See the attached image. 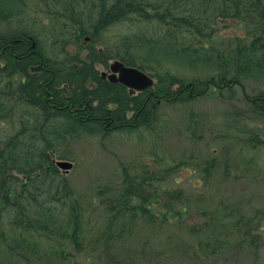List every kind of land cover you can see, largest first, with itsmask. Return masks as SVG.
Masks as SVG:
<instances>
[{
  "label": "trees",
  "instance_id": "16d2710c",
  "mask_svg": "<svg viewBox=\"0 0 264 264\" xmlns=\"http://www.w3.org/2000/svg\"><path fill=\"white\" fill-rule=\"evenodd\" d=\"M250 80L264 0H0V264H264V129L232 114L212 148L194 106ZM246 101L264 118V90ZM113 138L129 153L86 190L56 165Z\"/></svg>",
  "mask_w": 264,
  "mask_h": 264
},
{
  "label": "rangeland",
  "instance_id": "374dc122",
  "mask_svg": "<svg viewBox=\"0 0 264 264\" xmlns=\"http://www.w3.org/2000/svg\"><path fill=\"white\" fill-rule=\"evenodd\" d=\"M231 34H234V32L232 30H229L227 31L226 35L228 36ZM89 43V39H87V42H84L83 44L84 47H89ZM113 62L114 60L109 61L108 67H106V65L98 64L97 69L99 70L100 74L102 75L103 73H106L108 75L110 71L109 66ZM148 73L154 76V74H152L151 72ZM154 80L155 81L153 87L145 91H149L151 93L156 92L157 80ZM263 90L264 81H246L243 84V87H236L231 90L219 88L218 85H212L210 89L211 93L209 92L205 96H202L201 98L196 100L194 106L198 113L203 116L204 126L210 130H213L212 132L214 135L212 136V138H214L215 140H212V148L216 146L215 141L217 143V137H219L220 139L217 143V147L220 146V142H222L220 136L225 129L227 121L229 120V116H231L232 114L237 113L243 117H247V120L249 121L247 123L249 124V126L264 129V118L253 113L251 106L246 101L247 97L257 95ZM139 93L141 92L137 91L134 94L130 95L136 96ZM161 97L159 100L160 102L164 99V96ZM129 117H132L131 113L129 114ZM130 149V143L121 138H113L110 141L105 142H101L100 140L86 141L76 145L74 149L72 148L76 161L65 160L73 164L72 169L68 170L67 172H64L60 168L59 169L65 175H67L75 183L76 186L86 190L87 187H89L95 181L103 179L104 176L111 175L115 167L118 166L119 160L123 159L129 153ZM249 185L250 183L242 180L241 182H236L235 185L229 187L231 189H234V191L236 192L235 199H240L245 196V193L242 192V190L251 188ZM241 192L244 195H241ZM151 259L152 258H148V260ZM242 261L244 262V260ZM132 262L136 263V261L133 260ZM140 263L147 264V262L145 261H138L137 264ZM122 264L130 263H128L127 261H123ZM170 264H182V262L177 260L176 262H171ZM232 264L235 263L233 262Z\"/></svg>",
  "mask_w": 264,
  "mask_h": 264
},
{
  "label": "water",
  "instance_id": "95a60500",
  "mask_svg": "<svg viewBox=\"0 0 264 264\" xmlns=\"http://www.w3.org/2000/svg\"><path fill=\"white\" fill-rule=\"evenodd\" d=\"M109 70V75L103 73L102 76L112 83L124 85L129 89L130 94H134L137 91L143 92L154 85L155 80L150 75L136 67L126 66L121 61L111 63ZM56 165L64 172L73 167V164L69 161H57Z\"/></svg>",
  "mask_w": 264,
  "mask_h": 264
},
{
  "label": "bare ground",
  "instance_id": "6f19581e",
  "mask_svg": "<svg viewBox=\"0 0 264 264\" xmlns=\"http://www.w3.org/2000/svg\"><path fill=\"white\" fill-rule=\"evenodd\" d=\"M60 86L59 85H57V89L56 90H58V88H59ZM54 92H52V91H50V94H51V96H54V94H53Z\"/></svg>",
  "mask_w": 264,
  "mask_h": 264
}]
</instances>
